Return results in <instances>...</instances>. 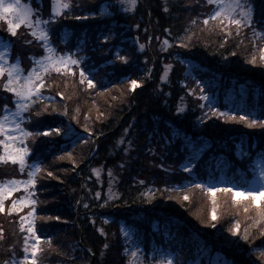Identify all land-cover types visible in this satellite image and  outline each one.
Segmentation results:
<instances>
[{
  "label": "trees",
  "instance_id": "1",
  "mask_svg": "<svg viewBox=\"0 0 264 264\" xmlns=\"http://www.w3.org/2000/svg\"><path fill=\"white\" fill-rule=\"evenodd\" d=\"M24 1L37 10L34 16L49 20L53 14V0ZM252 3L253 23L239 32L230 25L231 34L225 24L204 23L216 7L208 0H137L131 10L126 0H71V10L49 21L56 49L80 63L75 71L45 75L44 96L23 120L33 134L25 143L30 162L23 172L19 164L0 171V178L28 179L29 166L40 165L31 186L37 234L44 237L37 264H89L92 255V264H129L136 247L146 264H165L159 255L171 252L179 255L175 264H214L212 253L227 264H264L260 216L241 219L245 213L233 207L227 218L218 211L215 220L203 218L198 208L191 215L196 200L186 188L221 176L227 187L244 184L255 175L256 156L264 158V128L243 119L239 124L241 118L234 127L224 125L228 110L264 117V0ZM35 37L28 27L13 35L0 20V41L11 43V57L18 56L26 69L32 57L45 53ZM80 68L94 86L80 79ZM5 80L6 75L0 114L3 105L13 106V94L2 91ZM131 80L139 82L134 91L115 95ZM201 84L225 111L209 109ZM152 160L157 167L150 166ZM177 193L189 199L176 200ZM14 217L0 215V264H31V258L24 261L28 231Z\"/></svg>",
  "mask_w": 264,
  "mask_h": 264
},
{
  "label": "snow or ice",
  "instance_id": "2",
  "mask_svg": "<svg viewBox=\"0 0 264 264\" xmlns=\"http://www.w3.org/2000/svg\"><path fill=\"white\" fill-rule=\"evenodd\" d=\"M39 2V0H37ZM126 3L129 5V9H135L137 0H126ZM209 4H214L216 7L214 9L213 14L209 15L207 18H205L204 23L207 24L211 20H219L221 24H224L226 21L227 24L224 26V31L228 34H231V29L228 27V25H236L237 26V32H239V29L241 26H247L251 25L253 23V11L254 6L252 3V0H208ZM64 9L71 10V0H53L52 3V15H50L49 20H42L39 18V16H36V19H33L34 13H36L37 10L33 9L31 7V4H23L21 3V0H0V20H4L8 24V31L15 35L16 30L21 26L25 25L29 27L32 30L33 36H38L40 39L44 41V47L47 48L49 52L54 51L49 42H48V36H49V29L51 27L49 21H54L57 19V15L61 13ZM192 23H195V21H192ZM255 35V32H254ZM261 36H264V33H260ZM107 39V37H105ZM167 39L165 38L164 43H167ZM11 47L10 42H4L3 43V51H0V77H5L6 80L4 81L2 87L4 89H7L9 92L14 93L13 99L18 101L15 110L9 109L8 105H3V111L5 112V115L0 116V134H3L7 139L11 140L12 137L8 136V129L14 125L15 129L18 131L24 132L26 136L33 135L32 133L28 132L26 129H23L21 121L17 120V116H22V110L29 108L31 104H34L35 102L31 99V97L35 94L37 96H42L43 94L40 92V89L42 86H44V80L41 78L40 72L36 71L35 66L32 68L31 71H29L28 75L23 77V83H21V73L23 72V69L20 67V58L16 57L15 63H9L8 61V52ZM141 48H144V45H140ZM33 60H35V57H32ZM121 60H126L127 57H119ZM40 61H49L47 65L41 64V69L44 72L48 71L49 67H54L56 71H60L61 68H67L68 71H73V69L68 67V64H79V60L72 59L71 54H65L58 57H49L44 56L40 57ZM252 63H256V57L253 56ZM59 64L60 67H56V65ZM170 67V66H169ZM80 73V79L82 81H87V84L92 87L94 86V81L87 78V73L84 71L83 68L79 69ZM139 82L136 80L131 81V85L134 88ZM60 95H63V93H60ZM207 99V96L204 97ZM79 111V109H77ZM27 119H30L29 117H24ZM233 119H236L235 114L232 115ZM243 120H248L247 116L241 117ZM250 125H256L260 124L261 127H264V121H256L251 120L249 121ZM91 131V129H88ZM48 132H60L61 129H51L49 128L47 130ZM0 145H4L5 148V154H0V164L7 161H12L13 163L19 164V169L21 172L24 171L26 161L24 152H22L20 149H15L14 153L8 152V145L5 143L4 140H0ZM71 156V154H68ZM75 163V161H73ZM31 168V171L29 172V178L27 180H6L0 182V212L5 211V199L7 198L5 193H7V196H11L13 192L17 191L19 187L28 189L30 186H34L36 181L37 173L40 170V165L38 163H33L29 166ZM96 171L97 176L100 175L98 170ZM51 175V173H49ZM261 177H264V171L260 173ZM109 176L111 177V172L109 171ZM59 179V178H58ZM10 185V186H9ZM193 187H199L200 189L207 188V191L212 194L213 196V202L215 203V194L218 190L225 191V192H232L234 193V199L236 201H239L242 192L238 191L237 188L231 187V188H222L217 189L216 187H209L204 184L200 185H193ZM109 193L111 194V188H109ZM258 193H264V181L261 182V187L258 188L257 191H250L247 193L248 196L252 197L253 201H255V198ZM97 196L100 195L99 192L96 193ZM185 199H189L188 196H185ZM108 201L105 200V203ZM35 200H29L26 197L21 199L19 202L16 200L12 201L11 208L8 209L10 213L12 212H18L21 210L22 205H28L32 204L35 205ZM247 210V209H245ZM35 214H36V208L32 207L30 215L32 216L31 221H29V228L28 231L30 233L35 234V241L37 242L31 249H26L27 252H30L32 254L31 256V264H37V261L35 259V255L37 252H39V242L44 239L41 235L37 234L36 229V220H35ZM212 219H217V211L216 207L212 208L211 211ZM259 215L261 219H264V208H259ZM56 219H60V217H56ZM21 220H24V217H21ZM214 226V225H213ZM241 230L240 228V221L236 220L235 222V229L234 231L236 233H239ZM2 231V230H0ZM103 231V229H101ZM229 231H233V229H229ZM49 242L51 241V237L47 238ZM244 239H248L247 230H245ZM105 248L108 247L107 244L104 245ZM139 252V249L137 251L132 252V257H137ZM264 255V253H262ZM30 259L28 255L24 257V261L27 262ZM129 264H135V260H130ZM161 264H164L162 261ZM167 264H172V261L169 259L167 260Z\"/></svg>",
  "mask_w": 264,
  "mask_h": 264
},
{
  "label": "rangeland",
  "instance_id": "3",
  "mask_svg": "<svg viewBox=\"0 0 264 264\" xmlns=\"http://www.w3.org/2000/svg\"><path fill=\"white\" fill-rule=\"evenodd\" d=\"M21 3L28 4L30 2L21 0ZM31 7L33 8V5L32 4H31ZM34 15H35V13H34ZM33 19H36V16H33ZM40 19H42V18H40ZM214 21L220 22L219 20H214ZM224 24H227V22L225 21ZM23 27H27V26L21 25L18 29H22ZM228 27L231 28L230 25H228ZM50 35L51 34L49 32L48 42H49L51 48L54 51L49 52L47 50V48H45V53L42 56L36 57L35 62L32 63L33 65L29 69H26L24 67V65L22 64V62H21L22 60H20V67L23 69V72L21 73V77H22L21 83H23V77L27 76L28 73H29V71H31L34 66L36 68V71L37 72H40L41 78H43V80L45 78V75L50 70L55 69L54 67H49L47 72L42 71L41 64L47 65L49 63V61H40V57H44V56L58 57V56H62V55L67 54V53H61V52H59L56 49V47L54 46V44H53V42L51 40V36ZM35 38L36 39L38 38L39 40H42L38 36H36ZM4 42H7V41H5V40H1L0 41V51H3L4 50V48H3V43ZM263 54H264V49H263ZM72 59L77 60L76 58H73V57H72ZM256 60H257V57H256ZM8 61H9L10 64L16 62V58H12L11 57V51H10V49H9V52H8ZM75 65L76 64H70L69 63L68 64V67L74 70ZM56 67H60V65L57 64ZM61 70H67V68H61ZM3 78L4 77H0V84L3 81ZM136 86H138V84ZM204 87H205V85L204 84H201L200 85L199 92H201V97L203 99H205L204 98L205 95L207 96L206 101H209V105H211V108H209V109L210 110L212 109L213 112H217V113H220V112L225 111L224 107H221L220 104L217 103V101H215V99L213 98L212 91L211 90H208V89H205ZM132 88L133 87H132L131 82H130L129 83V86H128V89H124V91H123V89H121L120 91H117L115 93V95L121 96L122 94H126L127 93V90L129 91L131 89V91H132ZM194 88L197 89V87H194ZM242 88H244V86ZM2 91H3L4 94H8V92L4 88L2 89ZM40 92L43 94L42 96H37V95L34 94L31 97V99L34 102L37 99L42 98L44 96L43 86L41 87ZM132 93H131V95H132ZM12 94H13V97H14L15 94L14 93H12ZM17 103H18V101H16V100L13 99V106H10L9 109H11V110L14 111ZM32 106H34V104H31L29 106V108H27V109H23L22 110V114H23L22 116H17L16 117L17 120L21 121L23 129H26L25 124H23L25 112L28 111ZM226 110H228V109H226ZM249 113H254V111L251 110V111L248 112V111L245 110L244 112H236V111L228 110V112L225 113L226 116L224 117V119H225L224 120V122H225L224 125H226L227 127H234L235 126V122H236L235 120L240 119L243 116H247L248 117V120H247L248 123H246V125L249 126V127H254L255 125H250L249 124V121H251V120L260 121V120H263L262 118H264V117H259L257 115H252V114H249ZM233 114H235V116H236L237 119H233L232 118V115ZM3 115H5V112L4 111H3L2 114H0V116H3ZM222 116L219 117V119L222 118ZM241 121H242V119L239 120L238 123L240 124ZM256 125H258L257 127L260 128V129H263L264 128V127H261L260 124H256ZM246 128H248V127H246ZM44 132H47V131L45 130ZM8 136L12 137V139L9 140V139H7V137H5L3 134H1L0 140H4L5 143L9 146L8 147V152L9 153H14V150L15 149H20L22 152H24L25 161H26V165L25 166H27L29 164V162H30L29 159H30V155H31V153L29 152L30 149L28 148V145L25 144L26 143V139H27L28 136H26L24 134V132L16 130L15 127H14V125L8 129ZM35 138L38 139V137H35ZM98 141L99 140L96 139L95 148H94L95 151L97 149V142ZM2 146H3V152H2V154H5L4 145H2ZM29 146L31 147L32 145H29ZM249 146L252 147L250 145V143H248L247 147H249ZM254 146H255V144H254ZM240 153L242 154L243 157H247L249 155V151L244 150V149H242ZM157 163L158 162L156 160H152L151 163H150V166L152 168H155V167H157ZM255 164H256L255 175L252 176L248 180V182H246L244 184L234 183L231 186V187L237 188L238 191H241L242 192V195H241L239 201H236L234 199V193L218 190L216 192V194H215V203H214L213 202V196H212L211 193H209L207 191V188L200 189L199 187L186 186L187 190H190V193L189 194H191V195L193 194L194 196H192V197L196 200L195 201V205L193 204L192 207H190V209L188 208L189 212L192 213L191 215H195V212H196V210L198 208L199 209V212H200V214H201V216L203 218L207 217L209 219H212V217H211L212 216L211 215V211H212V208L213 207H216V211H218V214L220 215V214L223 213V214H225V217L227 218V216L229 215L228 210L231 209V207H233V208L236 209V211H239L240 213H245L244 216L241 219H245L246 216H247V214H254L255 216H260L259 215V208H264V193H258L257 196H256V198H255V201H253L252 197H250V196L247 195V193L250 192V191H257L258 188L261 187V182L264 181V177H261V175H260V173L262 171H264V158L263 157L260 158V157L256 156V158H255ZM17 165H18V162L17 163H13L12 161H7L6 160V162L0 164V171H1V169L8 170V167H9V169H12V168H15L16 169ZM189 166L191 168H193L194 167V164L189 163ZM47 173L48 172H46V174ZM13 179H15V180H22V181L23 180H27V179H23V178L17 179V178H13V177L12 178L2 177V178H0V182L6 181V180H13ZM228 183L229 182H228V180L225 179V176H221L220 179L211 180L210 183H209V185H207V186H209V187H216L217 189L231 188V187L225 186ZM17 188H18V190L15 191V192H13L11 196H7V193H5V195H6L7 198L5 199V211H3V212L6 213V214H8V215H10V216L15 215V217L13 218V220L14 219H18L19 220V223L22 226V228L25 227L27 229V231H28L29 221H31V219H32V216L30 215L31 208L32 207H37V202L35 203V205H32V204L22 205L21 206V210L18 211V212L8 213L9 212L8 209L11 208V205H12V201L13 200H16L17 202H19L21 199H23L25 197L27 199H29V200H34V197L31 194V189H32L31 186L28 189H25V188H22V187H19V186H17ZM195 188H198V190H195ZM185 196H187V193H183V196H182V193H177L176 195H174V197H175L176 200H178V199L180 200L181 198H183ZM79 200H80V196H79V198H78V200L76 202V205L79 203ZM222 207H224L222 210L225 211V212H223L221 210ZM245 209H247V210H245ZM204 210L208 212L206 215L204 214ZM3 212H0V215ZM218 214H217V216H218ZM21 217H24V220L23 221L21 220ZM201 221H203V220H201ZM256 222H258V223H260L261 225L264 226V224L262 223L261 219H259V221H256ZM15 225H18V222H15ZM129 233L131 234V232H129ZM229 234L230 235H233V233L231 231L229 232ZM27 243L29 244V249H31L37 243L35 241L34 236L29 231H28ZM39 247H40V242H39ZM137 249H138V247H136L135 249H133V251L135 252V251H137ZM152 252L155 253V251H152ZM26 253H28V255H30V258H31L32 254L30 252H27V251H26ZM163 254L164 255H159V256H161V259L162 258L164 259L165 264H167V260H169V259L172 261V264H175V261L179 258V255H177L178 252H176V253L171 252L169 254L163 253ZM35 258H36V255H35ZM210 258H211V260L213 261L214 264H227L226 263V259H224L219 253H212ZM133 260H135V264H146L145 262L142 261L141 256H139V255H137V257H135V258L133 257Z\"/></svg>",
  "mask_w": 264,
  "mask_h": 264
},
{
  "label": "water",
  "instance_id": "4",
  "mask_svg": "<svg viewBox=\"0 0 264 264\" xmlns=\"http://www.w3.org/2000/svg\"><path fill=\"white\" fill-rule=\"evenodd\" d=\"M142 1V0H141ZM149 39H150V37H149ZM151 68H152V66H151ZM137 86H135L134 88H132V91L136 88ZM132 97H133V93H132ZM125 115L126 114H124V116L122 117V119L125 117ZM122 119H121V121H122ZM119 125V124H118ZM118 125L115 127V128H117L118 127ZM114 128V129H115ZM99 139V137L97 138V140ZM95 152V149L93 150V153ZM89 250V249H88ZM90 251V250H89ZM93 260H94V256L92 255V258H91V260H90V262H89V264H92L93 263Z\"/></svg>",
  "mask_w": 264,
  "mask_h": 264
}]
</instances>
